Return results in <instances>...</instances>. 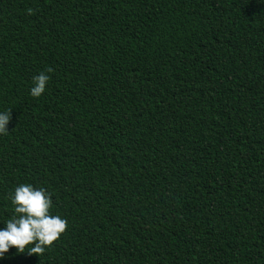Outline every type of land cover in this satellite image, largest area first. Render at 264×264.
Returning <instances> with one entry per match:
<instances>
[{
    "label": "trees",
    "instance_id": "trees-1",
    "mask_svg": "<svg viewBox=\"0 0 264 264\" xmlns=\"http://www.w3.org/2000/svg\"><path fill=\"white\" fill-rule=\"evenodd\" d=\"M7 109L0 229L20 184L68 228L0 264H264V0H0Z\"/></svg>",
    "mask_w": 264,
    "mask_h": 264
},
{
    "label": "clouds",
    "instance_id": "clouds-1",
    "mask_svg": "<svg viewBox=\"0 0 264 264\" xmlns=\"http://www.w3.org/2000/svg\"><path fill=\"white\" fill-rule=\"evenodd\" d=\"M53 69L48 68L47 72ZM50 76L41 73L33 77L30 94L39 98L46 90ZM12 109L0 112V134L9 131ZM15 209V215L8 219L6 228L0 229V258L12 247L23 253L29 245L28 254L43 255L59 240L68 228L66 219L50 214L52 208L51 194L44 188L36 189L31 184H20L9 195ZM34 245V246H33Z\"/></svg>",
    "mask_w": 264,
    "mask_h": 264
}]
</instances>
